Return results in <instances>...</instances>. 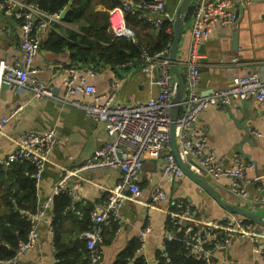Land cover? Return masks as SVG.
I'll return each instance as SVG.
<instances>
[{"label": "crops", "instance_id": "crops-1", "mask_svg": "<svg viewBox=\"0 0 264 264\" xmlns=\"http://www.w3.org/2000/svg\"><path fill=\"white\" fill-rule=\"evenodd\" d=\"M180 1L166 0L170 15L175 17ZM96 10L104 11L105 7L97 5ZM237 11V21L226 27L215 26L211 39L202 47L204 59L198 85L202 95L227 88L235 77L264 70V0H241L240 5L236 6ZM192 22L191 18L184 29L178 50L179 59H187ZM0 29L7 30L0 37V61L14 64L22 60L21 27L12 18L0 16ZM53 30L64 38L68 37L69 32L80 34L78 25L64 22L55 24ZM108 31L111 32L110 22ZM136 32L144 45L152 47L157 43V31L154 29L137 25ZM49 33L39 34L41 53L33 63V70L36 72L30 77L52 85L56 93L62 95L65 69L70 66L94 68L96 75L89 76L88 80L99 93L108 92L114 81L120 83L117 100L122 104L144 102L159 93V87L154 83L157 72L152 76L142 73L140 65L133 61L116 67L103 62L88 65L78 61L68 47L62 53L47 50L44 43ZM180 68L185 76L186 68ZM249 102V119L241 111L236 112L234 109L233 118L225 107L211 106L199 117L198 125L205 130L210 147L225 166H233L236 159L241 158L246 165L247 174L255 179L248 189L247 199H241L231 191L229 178L223 177L215 181L206 177L204 180L225 203L257 213L259 207L264 208V102L254 99L248 100ZM16 109L17 112L13 114ZM3 119L7 120L4 131L0 132V152L4 156L16 149V140L28 130L41 132L53 129L58 134L59 142L48 157L41 181L36 184V205L53 197L52 205L46 216L33 225L39 235L36 247L19 261V264H56L55 233L52 229L53 201L56 197L54 188L65 174H69V197L72 205L65 214L60 230L63 242L70 244L82 239L84 230L79 220L86 213H89L92 228L97 227L91 220V213L102 210L108 191L121 178L118 169L79 171L97 149L113 138L108 133L105 122L86 116L80 109L57 100L40 99L29 91H21L8 85H4L0 93V123ZM244 119L252 137H247L241 126ZM254 131L261 132L263 137H256ZM165 155L166 151L158 159L145 161L140 183L141 196L121 208L119 223L112 222L102 227L104 242L100 243L102 260L99 264H114L118 255L131 242L138 240L147 224H151L152 229L140 255L147 264H157V254L169 220L170 201L176 198L192 201L199 209L198 220L203 225H210L229 214L190 178L185 176L177 179L164 175L162 167ZM250 165L253 166L249 167ZM23 166L25 168L22 171L26 173L27 166ZM16 168L17 165H13L4 170H9L10 173L4 180L0 179V220H6L8 214V206L3 201L4 193L18 188V183L15 186L13 183L17 182L16 174L22 171H16ZM156 186L166 192L167 201L152 203L150 197ZM19 190L24 193L20 186ZM254 228L264 234V227L255 223ZM212 264H264V259L256 254L250 240H234L227 250L215 255Z\"/></svg>", "mask_w": 264, "mask_h": 264}, {"label": "built area", "instance_id": "built-area-1", "mask_svg": "<svg viewBox=\"0 0 264 264\" xmlns=\"http://www.w3.org/2000/svg\"><path fill=\"white\" fill-rule=\"evenodd\" d=\"M117 1L118 5L109 10L111 34L114 37L136 42L134 33L127 26V15L157 31L168 22L171 25L166 31L170 35L174 34V16L168 12L166 0ZM0 16L12 18L21 27L22 54V60L14 64L0 61V93L2 87L8 85L21 91H29L40 99H53L78 108L86 116L105 122L108 133L113 138L97 149L79 168V171L118 169L121 172L118 183L108 191L102 210L91 213V220L97 227L84 231L81 236L87 242L90 264H99L102 260V227L112 222L119 223L121 208L141 196L140 183L145 161L158 159L166 151L162 167L164 175L177 179L185 177L171 149L170 113L172 101L178 91L169 59L172 42L154 55L143 50V60H133V63L140 65L142 73L152 76L157 72L154 83L159 87V93L147 101L126 105L117 100L120 83L114 81L108 92L99 93L88 80L89 76L96 75V71L88 66H70L65 69L62 95L56 93L52 85L30 77L36 72L33 70V63L41 53L39 34H47L55 24L62 23L61 13H47L27 0H0ZM237 18L235 0H195L188 56L185 60L177 58L178 66L186 68L187 92L176 121V139L181 161L192 173L215 181L223 177L229 178L231 191L241 199H247L248 189L255 179L247 174L245 163L237 158L233 166H225L210 147L205 130L198 125L199 117L211 106L220 107L222 104L251 99L264 102V70L235 77L227 88L210 95H202L198 89L204 59L201 52L203 45L211 39L215 26L232 25ZM5 33L6 29H0V37ZM86 97L89 100H84ZM6 123V119L1 121L0 132L4 131ZM253 134L263 137L259 131H254ZM58 142V134L53 129L41 132L28 130L18 137L17 147L13 152L5 156L0 152V167L7 170L14 164L27 165L33 170L31 178L38 185L48 157ZM69 177V174H65L58 182L54 188V196H70ZM150 198L152 203L168 200L166 192L160 186L154 187ZM52 200L53 197L39 203L35 212L22 210V217L34 225L46 216ZM170 207L166 234L160 248L161 256L167 262L169 258L165 245L175 239L177 232L182 230L181 226L187 255L205 264H212L215 255L227 250L234 240H250L256 254L264 259V234L257 232L254 224L246 217L228 212L219 221L203 225L198 220L199 209L192 201L176 198L170 201ZM184 222L187 223L186 226ZM151 229L152 225L147 224L138 236L141 244L139 254ZM38 239V232L32 229L27 240L19 243L15 256L6 262L19 264L22 257L36 247ZM156 263L159 264V260Z\"/></svg>", "mask_w": 264, "mask_h": 264}, {"label": "trees", "instance_id": "trees-1", "mask_svg": "<svg viewBox=\"0 0 264 264\" xmlns=\"http://www.w3.org/2000/svg\"><path fill=\"white\" fill-rule=\"evenodd\" d=\"M34 3L41 10L50 13H62L67 11L62 22L67 24L78 25L80 34L69 32L68 37L50 31L44 47L55 53H62L67 47L74 52V56L78 61H82L88 65L98 63H106L111 66H122L136 60L142 61V51L147 50L150 55H154L163 51L172 42L173 35L167 33L166 29L169 25L165 22L160 30L157 31V43L149 47L144 45L136 32V26H150L138 21L131 15L126 16L127 26L134 30L137 39L136 42L127 38L114 37L109 28V10L118 5L117 0H27ZM103 5L104 11H97L96 6ZM193 6L187 23L192 18ZM58 28V27H57ZM60 29V28H59ZM153 29V28H152ZM17 165L16 171H22L25 168L22 164ZM21 165V166H20ZM27 166V165H26ZM26 173L23 171L17 175L18 188L16 191L10 190L4 193L3 201L8 206V214L6 220H0V261L6 262L13 258L16 254L20 242L26 241L30 231L33 229L31 222L22 217L21 211H36V183L31 178L32 169L26 167ZM10 172L4 171L0 167V179L4 180ZM20 188L24 191L22 193ZM72 205L71 198L67 194H60L54 198L53 211L54 219L52 229L54 230V245L56 249V264H90V252L87 249L85 239L76 240L70 244H65L62 238L61 226L64 222L65 214ZM35 208V209H34ZM255 224L253 221H250ZM82 230L87 231L93 229L89 213L85 214L82 220H79ZM178 231L175 239L169 241L165 245V252L169 258V262L161 256V252L157 254L159 264H205L203 261L196 260L187 255L184 244V233ZM83 231V232H84ZM82 232V233H83ZM104 242V241H103ZM102 242V243H103ZM139 240H134L128 247L122 251L114 264H147L146 260L138 253L140 249Z\"/></svg>", "mask_w": 264, "mask_h": 264}, {"label": "water", "instance_id": "water-1", "mask_svg": "<svg viewBox=\"0 0 264 264\" xmlns=\"http://www.w3.org/2000/svg\"><path fill=\"white\" fill-rule=\"evenodd\" d=\"M235 1H236V6H239L240 1L239 0H235ZM194 2L195 0H181L180 1L178 8L175 12L174 25H173L174 34H173L172 44L169 49V59H170L171 71L178 83V91L172 101V107H171V113H170V118H171L170 137H171L172 153L174 154L185 176L190 178L197 185H199L202 190H204L212 199H214L220 205V207H222L224 210H226L229 213L242 215L246 217L248 220L253 221L254 223L264 227V208L259 207L260 209L257 213H252L245 208L237 207V206H233V205H229L225 203L221 199V197L210 187L209 183L206 180H204V178H201L190 171L188 166L181 161V158L179 156L178 147H177V139H176V121L178 119V116L180 113V107L185 99L187 91H186L185 76L183 72L181 71V68L177 64V58H178V50L180 47L182 35L187 25V20L190 14V10ZM238 14L239 13L237 11V16ZM65 15H66V11H63L61 13V18L63 19ZM133 38H136V36L134 35ZM249 105H250V102L248 103V100H245V101L234 103L232 105L222 104L221 106L225 107L226 112L229 114V116L233 118L235 116L234 114V109H235L236 112L241 111L242 115H247L249 119L250 115L247 112ZM241 124H242L241 125L242 128L247 133V137L251 136L250 129H248L246 125L247 121L244 119L242 120ZM186 224L187 223L184 222L185 226Z\"/></svg>", "mask_w": 264, "mask_h": 264}]
</instances>
